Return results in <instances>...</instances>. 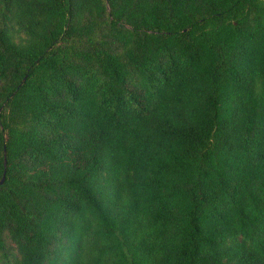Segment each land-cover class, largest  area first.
I'll use <instances>...</instances> for the list:
<instances>
[{"label":"trees","instance_id":"1","mask_svg":"<svg viewBox=\"0 0 264 264\" xmlns=\"http://www.w3.org/2000/svg\"><path fill=\"white\" fill-rule=\"evenodd\" d=\"M4 174L0 264H264V0H0Z\"/></svg>","mask_w":264,"mask_h":264},{"label":"water","instance_id":"2","mask_svg":"<svg viewBox=\"0 0 264 264\" xmlns=\"http://www.w3.org/2000/svg\"><path fill=\"white\" fill-rule=\"evenodd\" d=\"M6 161V159H5ZM5 180V174L2 176V178L0 179V183H3V181Z\"/></svg>","mask_w":264,"mask_h":264}]
</instances>
